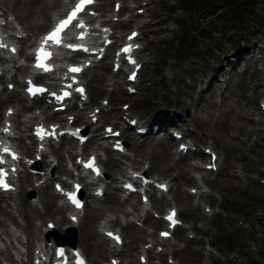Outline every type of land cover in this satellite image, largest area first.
I'll list each match as a JSON object with an SVG mask.
<instances>
[{
    "label": "rangeland",
    "instance_id": "1",
    "mask_svg": "<svg viewBox=\"0 0 264 264\" xmlns=\"http://www.w3.org/2000/svg\"><path fill=\"white\" fill-rule=\"evenodd\" d=\"M13 1L4 0L9 4ZM113 1L105 0V9L100 8L109 12ZM120 1H134L140 6L143 0ZM212 1L153 0L149 16L121 28L128 31L151 18L141 27L144 45L141 59L146 60L139 82L141 91L129 96L122 84L123 94H119L112 80L104 83L106 92H112L111 107L120 108L128 102L131 115L144 122L155 120L158 112L163 120H168V125L177 128L182 122L190 139L201 147L210 146L219 156L218 170L208 171L204 169L208 156L202 151L177 158L167 134L131 138L132 129L122 135L128 146L127 156L109 148L97 150L109 180H114L112 186L118 185L127 167L146 168L147 174L158 180H171V189L163 199L158 201L152 196L151 211L164 212L175 205L186 223L168 240L167 250L174 253V259L169 262L168 255H160L152 258L151 264H264V114L259 110V102L264 100V0L255 2V12L248 13L251 16L225 20L218 12L210 15L216 7L207 8ZM232 41L240 44L233 46ZM228 55L237 57L235 64L228 61ZM103 65L106 67L94 70L87 78L94 72L109 75L108 62ZM103 96L99 93L97 100ZM169 111L174 112L172 121ZM121 115V112L116 115L120 123ZM91 147L93 144L89 143L86 148ZM72 151L68 145L61 151L57 149L63 159ZM28 152L32 155L33 150ZM193 163H199L201 170L192 169ZM199 185L208 192L197 205L199 197L188 190ZM32 188L33 182L23 184L22 196L28 199L26 192ZM46 195L52 199L47 206L51 211L57 206L51 184ZM6 200L5 195L0 197V208ZM131 201L139 203L136 196ZM119 208L132 210L134 215L146 214L147 221L125 226L128 217ZM131 208L118 194L89 202L76 234L77 245L91 264L107 261L111 255L106 252L101 255L95 245L103 237L99 229L104 218L110 220V227L123 233L124 246L119 256L125 264L139 263L141 248L156 238L155 229L159 228L160 221L151 212L141 211L139 206L135 211ZM38 212V216L30 212L33 224L38 227L43 228L47 219L58 217V214L43 215L46 209L42 206ZM116 218L119 222L114 221ZM23 235L26 237V232ZM32 248L33 245L23 256L28 263H31ZM153 250H149L152 255ZM0 258L5 260L4 255Z\"/></svg>",
    "mask_w": 264,
    "mask_h": 264
},
{
    "label": "bare ground",
    "instance_id": "2",
    "mask_svg": "<svg viewBox=\"0 0 264 264\" xmlns=\"http://www.w3.org/2000/svg\"><path fill=\"white\" fill-rule=\"evenodd\" d=\"M119 1V0H118ZM0 3L2 4L0 7V16L3 18H0L1 20H8L9 23L15 24L14 20L11 21L9 18V15H13L15 19L19 22L18 24L20 25V29L26 32V36L19 40L21 43V48L19 51V56L24 57L25 59L29 58L28 53L26 52V47L28 42H30L31 38L36 35L38 31H44L52 21L53 15L60 10V8L63 5V0H14L13 3L9 4L4 2V0H0ZM131 21V19L128 20H122L119 21L120 23L116 25L114 23L116 28H119L125 24V22ZM18 27V25H17ZM41 32V33H42ZM102 64V63H101ZM101 67V65H100ZM94 68L90 69L93 70ZM95 70V69H94ZM28 72V69L26 67H19L17 68L16 72L8 75V74H3L0 76L3 80H6L5 82V89L2 91L0 90V123H2L3 120V114L4 111L8 107H15L17 108V111L13 115L12 121L14 124V128L16 129V133L19 135V141L23 143L24 135L26 132V128L28 127V124L35 120L38 117H41L44 114H47L50 109L48 106H45L43 108V113H41L39 116H35L33 113L28 115V117L25 120H21L20 117L22 116V111H25L26 105L23 100L22 93L18 87L21 86V81L19 79V74H24ZM112 79L116 76L115 74L111 73ZM118 79H115V82L119 85L121 81L119 80L120 76H117ZM90 94L91 96H95V93L93 92L96 88L100 89V94H108L104 88V83L109 80L107 76L104 74L101 76H96L93 74L90 78ZM14 83L17 87H15L12 91H9L7 89L8 83ZM91 89L93 91H91ZM109 96L111 97V93H109ZM92 100L95 102H98L96 98L91 97ZM8 104L7 107H5V110L2 111V106L3 104ZM95 104H100V103H95ZM110 104L107 106H103L102 110L100 111L98 115V119H108L109 114H107L108 111H113L115 114L119 113V109L117 108H110ZM94 108V107H93ZM93 108L91 109V112L93 111ZM130 109V108H129ZM69 113L67 114H73L75 113L76 109L74 107V104L68 109ZM47 119H49V113L47 114ZM132 117H136L133 115ZM76 118L81 124L85 125H91V126H96L98 121L95 124L90 123L89 118H85L83 116V112H79L76 114ZM61 119V117H59ZM66 121V119H64ZM116 123V122H115ZM111 124V123H108ZM106 125V124H105ZM103 125V129L105 127ZM125 131V129H123ZM104 133V130L102 131L101 134ZM29 137V136H27ZM64 144H70V141L65 142ZM20 148L26 152L29 149V146L25 143L20 145ZM176 154V151L174 152ZM58 156L61 158V155L58 153ZM179 157V156H178ZM34 158V156H33ZM45 164L49 166L48 162L45 161ZM190 167L192 169H200L201 166L198 164H191ZM59 169V168H58ZM42 178V177H41ZM50 180V176L46 173H44V185L41 184L40 186L33 187V189L39 193L38 199H36L34 202L30 201L29 199H26L20 195L19 200L17 201L16 199H12L9 195L6 194V197H9L12 199V201H6V206L0 208V213L2 214V218L0 219V240L4 244L3 248H0V255H4L8 261H10L11 264H30L28 262H25L22 259V263L19 261V258L14 256V253L11 249L18 251V255L21 256L23 252H21L20 247H29L32 243H34L35 240L40 239V234H44L45 232H49V235L51 234V231L48 230L47 227V222L48 221H54L56 223L57 229L61 228L64 225V216L62 214L63 208L62 207H56L55 209H52L51 211L47 210L48 204H51V199L47 197L46 191L48 189V181ZM169 180L168 182H170ZM202 186L199 185V188ZM96 189V188H95ZM93 189V191L95 190ZM115 189H117L115 187ZM111 192V191H110ZM208 192V191H206ZM205 191H199L198 192V197L199 201L197 202V205L200 202L201 198H204L205 195L207 194ZM206 193V194H205ZM163 195V194H162ZM93 199H97L94 196V193H91ZM149 203H151V197H149ZM141 205V203H139ZM138 203H132V206L134 209H136L139 205ZM41 205L43 208L46 209V213L43 215H50V216H55L56 214H59L58 217H54L53 220L48 219L46 221V224L43 228L38 227L37 225L33 224L32 217L30 215V212L34 216H38V207ZM196 205V206H197ZM121 212H123L125 215L130 216V214L133 216L129 220H126V226L130 225L132 221L135 220H141V217H137L138 215L132 214L130 211L119 208ZM140 216V215H139ZM18 217H21L24 222L22 223ZM82 218V217H81ZM143 221H147V215L145 217H142ZM118 221V219H115ZM108 221H105L107 223ZM14 225L17 229L12 230L11 226ZM81 225V220L79 219L78 223L74 224L70 222L69 226L70 227H77L79 228ZM26 232L27 236L24 239L22 236V233ZM50 240L52 241L53 235H50ZM96 245V249L101 251V255H103L105 252L106 253H112L111 256H115L119 254V249H113L112 247H109L105 245V238H102L100 242H98ZM35 249V248H34ZM122 251V249H121ZM129 249H126V252H128ZM143 254V253H141ZM34 258V257H33ZM103 264V263H100Z\"/></svg>",
    "mask_w": 264,
    "mask_h": 264
},
{
    "label": "snow or ice",
    "instance_id": "3",
    "mask_svg": "<svg viewBox=\"0 0 264 264\" xmlns=\"http://www.w3.org/2000/svg\"><path fill=\"white\" fill-rule=\"evenodd\" d=\"M94 2V0H78V2L74 5V7L72 8V10L70 12L67 13V15L63 18L60 19L59 22L43 37L42 39V43L40 48L37 51V64L36 67L38 68H43L45 71H48L49 68L46 65V63H44L45 60H47L48 58H50L51 53L45 50V46L46 45H60L62 42L63 34L66 32L67 29H69L70 26H74V27H78V28H83L85 27L84 22L80 21L78 24L73 25V22L77 20L78 15L80 13H82L86 6L91 5ZM136 33H133V36H135ZM80 39H83V33H81ZM131 39V37H130ZM69 48H72L73 45L72 44H67L66 45ZM123 51L125 52H129L131 51V48H125ZM132 63H135V61H132ZM70 72L72 73H78L81 71L80 68L78 67H72L69 69ZM135 76H131L130 79H134ZM30 87H28L27 91L32 94V95H37L39 93H43L45 91H47V89L41 88V87H36V86H32V82H29ZM72 85L69 84L67 87H71ZM78 92H83L82 88H78L77 89ZM56 101L58 102H62L66 97L70 96V93L68 91H64L61 95H57L55 92H53L51 94ZM11 113V110H9V114ZM69 119L71 120V117H69ZM5 132L8 131L7 128L4 129ZM108 131L111 133L112 129H108ZM79 133V130H77V132L73 133V135H77ZM36 134L40 137L41 140H43L45 138V135H52L55 136V128H53V130L51 132H46L42 127L37 129ZM115 135H119V133H114ZM117 147H119V144H117ZM4 153H10V149L8 147H5L3 149ZM12 155L13 159H16V154L15 153H10ZM0 163H3V160L0 159ZM84 167L86 168H90L92 169L94 172H96L97 175H99V169L95 167V160L94 158L90 159L88 162H86L84 164ZM209 167H214L213 165H209ZM13 171H15V169H13ZM7 173L5 172L4 169L0 168V187L4 188L5 190H8L10 185L8 183H6L5 177H6ZM59 187V186H58ZM79 185H76V188L79 189ZM69 198L72 200V202L74 204H76L77 207H81L80 203L75 199V196L70 194ZM174 215V214H173ZM75 219V218H73ZM169 220H172L173 217L169 216L168 217ZM173 223H175V221H173ZM109 235H112L111 233H109ZM162 235H167V233H162ZM118 239V237H117ZM61 254L62 250H61ZM81 264H83V262L81 261ZM113 264H116V262H113Z\"/></svg>",
    "mask_w": 264,
    "mask_h": 264
},
{
    "label": "trees",
    "instance_id": "4",
    "mask_svg": "<svg viewBox=\"0 0 264 264\" xmlns=\"http://www.w3.org/2000/svg\"><path fill=\"white\" fill-rule=\"evenodd\" d=\"M256 1L257 0H213L212 4L207 5V8H210L211 5L216 6L213 9L215 11L210 12V15L215 14L214 12H221L220 14L223 20L227 18H234V16L236 18H245L247 15L251 16V14H248L250 11L255 12L254 8ZM237 42L239 43V41Z\"/></svg>",
    "mask_w": 264,
    "mask_h": 264
}]
</instances>
